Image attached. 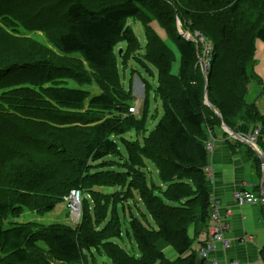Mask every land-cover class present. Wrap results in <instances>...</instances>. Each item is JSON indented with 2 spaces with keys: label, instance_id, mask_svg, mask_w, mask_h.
<instances>
[{
  "label": "trees",
  "instance_id": "16d2710c",
  "mask_svg": "<svg viewBox=\"0 0 264 264\" xmlns=\"http://www.w3.org/2000/svg\"><path fill=\"white\" fill-rule=\"evenodd\" d=\"M129 20L143 27L142 54ZM177 22L211 42L206 75L200 45L182 38ZM257 41L264 0H0V264H205L191 253L212 223L205 144L209 134L228 135L222 122L233 133L242 124L264 130L247 100L251 83L264 84L254 71ZM167 42L179 53L175 75ZM131 61L145 75L140 117L129 112L137 71L123 83ZM205 88L222 120L205 105ZM152 102L162 114L146 135L158 113ZM71 190L82 194L76 225L4 228L25 211H55ZM131 201L155 228L133 216ZM121 218L134 248L117 242Z\"/></svg>",
  "mask_w": 264,
  "mask_h": 264
},
{
  "label": "crops",
  "instance_id": "0c3cea01",
  "mask_svg": "<svg viewBox=\"0 0 264 264\" xmlns=\"http://www.w3.org/2000/svg\"><path fill=\"white\" fill-rule=\"evenodd\" d=\"M261 53L262 50H258L256 43L254 71L264 81V55H261ZM257 56H260L259 62H257ZM263 88L264 84L251 83L247 98L256 105L258 111L264 116ZM254 128L256 127H247L242 124L239 125L237 132L234 134H251L254 132ZM222 131L225 133L224 130ZM214 139V149L209 153V163L214 176L212 186L210 187L209 184L210 194L219 202L218 214L228 225L225 237L230 241L231 246L224 252L222 250L217 251L211 257L218 264H228L232 261L237 262V264H264L261 255V249L264 246V203L256 202L239 208L234 204L232 196L235 191L243 189L253 193L257 199L261 198L262 164L256 154L264 157V130H260L256 141L259 153H256L244 142L236 143V140L230 138L229 135L222 134L221 131L215 132ZM230 146H234L235 151H232ZM254 158L258 160L260 165L259 175L253 162ZM259 195L260 197H258ZM229 209L232 210L230 216L227 214ZM245 236L251 239L239 242ZM206 239L207 234L205 232L201 233L195 239L191 253L196 254V250ZM162 250L167 251L168 247H163ZM169 253L170 251H167L168 255ZM170 257L174 258V255L171 254Z\"/></svg>",
  "mask_w": 264,
  "mask_h": 264
},
{
  "label": "rangeland",
  "instance_id": "374dc122",
  "mask_svg": "<svg viewBox=\"0 0 264 264\" xmlns=\"http://www.w3.org/2000/svg\"><path fill=\"white\" fill-rule=\"evenodd\" d=\"M128 25L132 28V30L134 31V33H135V35H136V37H137V39L139 41L140 48H141L140 54H142L144 52V46H145V42H146L145 35H144V31H143V27L141 26V24L138 21H134V20H129L128 21ZM151 25L154 28V30L158 33V35L162 39H164L165 38V33L156 24V22L152 23ZM179 30H180V32L185 33L188 37H190V41L195 42L196 44L200 45V47H201V53H204V50H202V46L200 44V40L203 39L205 42L209 43L212 46L211 42L207 38H205L203 35H201V33L197 32V31H195L193 33L184 32L180 28V23H179ZM177 31H178V26H177ZM27 36H29V37H36L35 34H27ZM167 44L172 49V51L174 52V55H175V62L172 65V72H171L172 74L175 75V74H177V70H178V66H179V53L176 50V48L174 47V45H172L170 42H167ZM257 46H258V50L259 49L262 50L261 55H264V44L261 41H257ZM120 47L123 48L124 47V44H121ZM212 50H213V47H212ZM257 57H258V58H256L257 59V62H259L258 59L260 60V56H257ZM199 64L201 66L200 59H199ZM133 70H136L137 71V74H135L134 76L131 77V81H132V84H131V86H132V94H133V97H134L132 104H134L135 102H137L138 108H137V113L136 114H132V115H135L137 117H140V114H141V111H142V101H143L144 89H143L142 81L140 80V78L138 77V75L139 76H142V77H145V75H144V72L136 64V62L131 61L128 64V67L126 68L125 73H124L123 83H124V87L127 89L128 86H129V79H130L131 71H133ZM120 73L122 74V71L121 70H120ZM205 74H206V72H205ZM69 86L70 87H76V85L73 84V83L69 84ZM84 88H87V87H84ZM93 91H94L95 94L98 93V90H95L94 89ZM247 100L250 102L249 98H247ZM155 108L158 109L157 117L155 119L148 120L146 135L154 128V126L156 125L157 121L159 120V118H160V116L162 114V108H161L160 102H157V103L152 102L151 103V115L154 114V109ZM125 138L134 139V135L133 134H130V135L126 136ZM236 140H237V143H241L242 142L241 140H238V139H236ZM256 141H257V138H256ZM147 166H148V170L150 171V175L152 176V179L153 180H158V176H157V173H156V170L154 169V167L149 162H147ZM148 170L146 169V172ZM150 175L148 174L147 177L148 176L150 177ZM149 177H148V179H149ZM210 187H211V184H210ZM101 190L103 192H106V193H109V192L113 191V189H101ZM234 193L232 195L233 196L234 204L237 207H239L237 205L235 199H234ZM261 198L258 200V202H262L263 203V201H262ZM141 205H139L137 207L141 211V215H139L140 214V211L137 210L136 205L132 201L130 202L131 212L133 213V216L134 217L137 216V218L139 217L141 220H143L144 217L145 218L147 217L149 219L148 220L149 225H147V226H149L151 228H155V225H154L153 221L151 220L148 212L145 211L143 209V207H142L143 205L142 206ZM66 207H67V203H61L60 205H58L56 207L55 211H53L51 213H48V214H45V215H39V214H36L34 212L25 211L18 218L10 219V220L6 221L4 223V228H8L9 226H11L12 223H16V222H18V223L37 222V223H40L42 225H50V224H54V223H62V224L76 225L77 222H78V218H76V216H74V215H73V218H72L71 214L68 212V210L66 209ZM229 211L232 214V210L229 209L227 211V213ZM118 215L120 217H122V210H121L120 207L118 209ZM126 215H127V221H129L130 220V215L128 213ZM121 230H122V237H121L120 241L117 240V242L119 243V245L124 246L125 248H129V249L132 248L131 245H133V248H134V245L136 247V243L133 240L130 243L129 240H128V238H127L125 223L122 220V218H121ZM239 242H241V239L239 240ZM230 246H231V244H230ZM157 247H158V249H160L161 248V245H159ZM164 251H166V250H164ZM168 251H170L171 254H174L170 249H168ZM222 251L224 252L226 250H222ZM97 264H111V263L109 262V260H107L105 258H99Z\"/></svg>",
  "mask_w": 264,
  "mask_h": 264
},
{
  "label": "built area",
  "instance_id": "2783aa9c",
  "mask_svg": "<svg viewBox=\"0 0 264 264\" xmlns=\"http://www.w3.org/2000/svg\"><path fill=\"white\" fill-rule=\"evenodd\" d=\"M200 44L202 46V50H204V53H202V56L200 58V63L202 68L205 69V71L208 69L210 62H211V52H212V46L205 42L203 39L200 40ZM137 105H134L129 109V112L131 114L137 113ZM260 133V128L256 127L254 132L247 135H241V139H243L245 142H247L253 150H256L258 152V148L256 147V138ZM215 143V139L212 135L209 134L208 140L205 144V148L208 151H212L213 146ZM259 153V152H258ZM205 179L206 181L211 184L214 180L213 176V170L211 167V164L209 163L205 168ZM234 199L239 207H244L245 205L253 204L258 202L259 199L255 197V195L247 190H238L234 193ZM67 203V209L69 210L70 214L73 216H77L81 212V203H82V195L81 192L78 190H72L69 194V196L66 198ZM210 201L212 202L211 205V225L208 228V236L207 240L205 241V244L199 249L196 254L198 255V258L202 261H204L205 264H218L215 259H213L211 256L212 254L216 253L219 250H227L230 247V242L225 238V234L228 230V225L224 222L223 219L220 218L218 214V208H219V202L214 198V196L210 197ZM228 216L231 215L230 211L227 213ZM250 237H243L241 239V242H244L246 240H250ZM228 264H237V262L232 261Z\"/></svg>",
  "mask_w": 264,
  "mask_h": 264
},
{
  "label": "water",
  "instance_id": "95a60500",
  "mask_svg": "<svg viewBox=\"0 0 264 264\" xmlns=\"http://www.w3.org/2000/svg\"><path fill=\"white\" fill-rule=\"evenodd\" d=\"M177 26H178V34L182 37V38H185L186 40H189V37L180 32L179 30V22H177ZM121 54V50H119V55ZM202 73L204 75L205 74V70L202 68ZM205 105L208 106L216 115L219 119L222 120L220 114L212 107V105L210 104L209 100H208V91H207V88H205ZM222 130L225 131V133H227L228 135L232 136L234 139H238V140H241L242 142L246 143L243 139H241V137L237 134H234L232 131H230L228 129V127L225 125L224 122H222ZM249 147H251L248 143H246ZM258 159L260 160L261 164H262V177H261V184H260V190H261V197H262V201L264 203V157L261 156L260 154H256Z\"/></svg>",
  "mask_w": 264,
  "mask_h": 264
},
{
  "label": "bare ground",
  "instance_id": "6f19581e",
  "mask_svg": "<svg viewBox=\"0 0 264 264\" xmlns=\"http://www.w3.org/2000/svg\"><path fill=\"white\" fill-rule=\"evenodd\" d=\"M66 209H67V207H66ZM68 210V209H67ZM69 212V211H68ZM76 218H78V220L80 219V216H81V212H80V214L78 215V213H76Z\"/></svg>",
  "mask_w": 264,
  "mask_h": 264
}]
</instances>
